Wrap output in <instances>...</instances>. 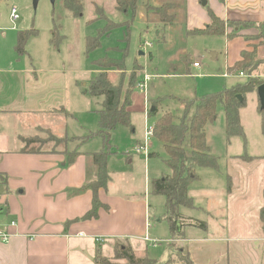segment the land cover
Instances as JSON below:
<instances>
[{
	"label": "rangeland",
	"instance_id": "rangeland-1",
	"mask_svg": "<svg viewBox=\"0 0 264 264\" xmlns=\"http://www.w3.org/2000/svg\"><path fill=\"white\" fill-rule=\"evenodd\" d=\"M203 1L195 6L187 3L184 8L185 0H168L169 12L175 11L179 14L172 23L162 27L153 10L160 7L164 0H138L133 13H124L117 9L115 0H82V15H73L70 11L62 9L58 1L53 6L50 0H39L34 9L32 0H0L1 66L9 64L21 67L23 64H32L36 67H56L61 72L59 85L66 90L68 100L67 104H62L59 108V114L50 116V122L47 118L38 119L25 114L3 116L0 118L2 131L10 132L13 120L18 125L20 122L21 130L25 131L30 127V123L41 119L48 124L53 123L54 128H58L52 129L58 137H63L65 133L70 137L88 136L98 128V115L95 110L99 108L102 98L91 96L84 90L90 76L100 68L98 62L102 59L123 60V65L118 69H109L111 80L114 83L122 82V93L128 87V76L134 66L136 76L133 91L130 92L131 110L133 109L131 125H118L111 132V152L106 159V168L114 183V191L125 195H146L151 206V233L156 237H161L160 234L165 231L169 234L170 230L163 218L165 197L153 194L150 183L152 179L168 174L169 168L165 164V150L155 136L149 138L147 148V153L153 155L148 157V154L136 151L137 144L142 141L144 128L153 126L158 114L164 111L178 115L181 105L177 98L192 99L232 86H243L248 81L247 75H239L229 69L244 46L242 37L227 39L225 35L186 31L185 18L188 25H198L203 20V12L209 7L207 3L203 5ZM12 8L18 15L15 20L11 19ZM53 16L59 18L61 25V39L57 44L52 42L50 33ZM109 21L118 25L112 27L109 33L99 36L100 30L107 29L106 23ZM250 27L257 32L256 26ZM31 28L35 31L28 35L22 52H18L17 32ZM161 29V37H158L157 33ZM89 36L96 37L98 43L93 49L87 48ZM140 50L145 54H138ZM148 53H151V58ZM186 58L190 61L189 65L188 62L185 63ZM194 62H197L199 67H193L191 64ZM188 67L189 73L186 71ZM144 71L155 74L148 82L146 91L149 109L155 101L161 103L158 114L155 115L148 116V112L145 113V96L137 89V83ZM173 71V75H167ZM236 98L242 102L237 110L238 130L229 133L224 108L219 100L215 104L214 118L208 120L204 126L206 144L216 166L196 168L198 179L193 180L188 187L194 209L189 211L192 216H196L191 217L193 220L201 218L207 222V219L210 221V217L216 215L218 221H221L226 219L228 209L234 212L236 202L233 197H226L225 194L228 177L230 182L247 184L248 196L243 201L248 202V214L256 209L257 204L263 205V197H260L258 192L264 178V112L260 110L256 89L242 90L236 94ZM59 121L63 126L61 131ZM45 131L40 128L28 137L48 142L47 139L51 137ZM44 142H37L31 145V148L53 149L51 143ZM66 145L67 150L72 153L77 145V149L96 152L101 149L102 140L99 136L91 135L83 142L72 140ZM58 149L60 152L64 151V148ZM246 156L255 158L248 160ZM228 198L232 201L230 207ZM241 205L239 209L244 212V203ZM182 207L178 209L179 213L184 212ZM171 244L175 249L172 258L176 260L177 255L181 254V248L177 240ZM151 247L153 251L154 248ZM110 261L121 263L115 259Z\"/></svg>",
	"mask_w": 264,
	"mask_h": 264
},
{
	"label": "crops",
	"instance_id": "crops-1",
	"mask_svg": "<svg viewBox=\"0 0 264 264\" xmlns=\"http://www.w3.org/2000/svg\"><path fill=\"white\" fill-rule=\"evenodd\" d=\"M187 3L195 6L201 0H185L184 8ZM206 3L209 7L202 11L204 18L198 25H188L185 18V26H189L186 31L204 27L210 19L209 11L224 20L255 24L264 20V0H206ZM255 33L252 27L239 31L237 36L244 40L242 49L251 42L245 36ZM258 53H263V47L258 48ZM239 57L240 54L234 62ZM1 62L0 118L25 114L47 118L50 122V116L57 114L62 104H67L66 90L59 85L61 72L56 67L1 66ZM186 71L189 73L190 67ZM41 119L30 123L25 131L21 130L19 120V125L13 120L10 132L0 129V224L7 225L10 233L8 241H0V264H95L97 250L104 257L114 259L116 240L129 244L137 256L147 255L161 263L173 256L175 249L171 243L177 240L181 253L193 264H264V226L260 218V209L264 207V178L258 192L263 197V205L257 204L248 214V202L243 201L248 196L247 184L230 182L225 194L236 202L234 212L228 209L226 219L221 221L216 215L211 216L205 222V229L184 225L181 234L165 231L156 237L151 233V206L146 195L114 191L111 179L105 188L98 190V198L107 208H100L97 218L81 219L91 207L92 191H78L94 175L91 152L77 149L78 145L73 153L59 149L22 152L23 137L31 136L40 128L51 132L58 129ZM59 126L61 131V122ZM190 193L189 190L192 197ZM242 203L244 212L239 209ZM182 208L184 218H196L189 211L194 210L193 205ZM11 221L15 224L11 225ZM116 261L123 263L120 259Z\"/></svg>",
	"mask_w": 264,
	"mask_h": 264
},
{
	"label": "trees",
	"instance_id": "trees-1",
	"mask_svg": "<svg viewBox=\"0 0 264 264\" xmlns=\"http://www.w3.org/2000/svg\"><path fill=\"white\" fill-rule=\"evenodd\" d=\"M58 5L65 10L70 11L73 15H82V0H55ZM160 6L154 8L153 12L158 16L159 24L164 27L173 22L179 12H169L170 3L168 0ZM116 8L124 13L134 12L138 0H115ZM168 2V3H167ZM165 4V5H164ZM169 4V5H168ZM175 6V5H173ZM56 12V11H55ZM54 14V11H53ZM209 22L202 28H192L188 32L209 35H225L227 39H232L239 34L243 28L256 26L257 32L254 35L245 36L250 42L240 52V57L234 64L229 67L231 71L242 72L247 75L248 81L243 85L232 86L223 90L209 92L201 95L200 97H193L192 99L177 98L181 105V110L178 115L170 111H164L158 114L161 103L155 101L151 108L148 109V116L158 114L153 124V136H155L161 143L165 150L166 158L165 164L169 168V173L161 177L151 180L150 187L153 194L163 195L165 197L164 204V219L167 221L170 233L172 235L181 234L184 225H195L201 229H205L206 223L200 220H193L191 218H184L179 213L180 206H192V197L188 194L189 184L198 178L196 168L199 166H216L214 157L209 153V148L205 140L204 126L208 120L214 118L216 101H221L226 124L229 133L238 130V116L237 110L241 106L236 98V94L242 90H253L258 85L264 82V20L258 23H251L249 21H232L224 20L212 11H209ZM118 25L112 21L106 23L107 29L100 30L99 36L109 33L110 29ZM59 18L52 17L51 36L52 42L57 44L61 39ZM35 29L19 30L17 32L16 50L22 52L23 44L28 35H31ZM162 29L158 31L157 36L161 37ZM96 37H88V49H93L97 46ZM86 43V44H87ZM263 47V53H258V47ZM186 62L188 58H186ZM100 68L94 72L89 79L85 88V92L91 96L101 97L99 108L95 111L98 115L97 130L91 132L88 136L69 137L63 135L58 137L51 131L45 132L51 138L47 139V143H51V150H44V148L36 147L31 148V145L37 144L40 141L35 137L22 138V152H53L58 148H64L67 151V143L72 140L85 141L91 135L99 136L102 140V147L96 152H91L92 162L95 166L94 176L88 179L78 191L90 189L92 191L91 207L81 217V219L97 218L100 208H107L98 198L99 188H105L110 179L109 173L106 168V159L110 154V139L111 132L118 125L129 127L131 117V94L134 87V80L136 70L132 66L128 76L126 89L122 93V82L114 83L110 76L109 69H118L123 65V60L115 59H102L98 62ZM131 90V91H130ZM262 111V110H261ZM262 131L264 132V114L262 121ZM44 142V144H45ZM63 143V144H61ZM39 145V144H38ZM62 147H57V146ZM41 146V145H39ZM153 153L148 154V157ZM248 160L255 157L246 156ZM230 180L228 177V190ZM262 196L264 197V187L262 189ZM260 218L264 226V207L260 209ZM178 222L180 223L177 226ZM113 258L115 260H122L120 264H173L175 261H180L182 264H193L186 254L177 255V259L173 260L172 256L165 262L161 263L159 260L149 257L147 255L137 256L129 244L116 240L113 245ZM95 264H119L113 263L108 258L104 257L99 250L95 254Z\"/></svg>",
	"mask_w": 264,
	"mask_h": 264
},
{
	"label": "built area",
	"instance_id": "built-area-1",
	"mask_svg": "<svg viewBox=\"0 0 264 264\" xmlns=\"http://www.w3.org/2000/svg\"><path fill=\"white\" fill-rule=\"evenodd\" d=\"M11 19L12 20H15L18 15L15 11L14 8L11 9ZM150 45V43H149ZM199 64L197 62H194L193 63V66H198ZM239 75H244L242 72H239ZM153 77L152 74H149L147 72H143L142 73V78L138 81L137 83V89L144 94L145 96V113L147 114L148 112V98L146 96V91H147V84L148 82L150 81V79ZM148 115V114H147ZM153 136V126H146L144 128V132H143V137H142V141H140L137 146H136V151L138 153H145V154H148L147 153V148H148V141H149V138ZM11 225H14L15 224V221H11L10 222ZM10 237V233L8 231V226L7 225H1L0 224V241H3V242H6L8 241Z\"/></svg>",
	"mask_w": 264,
	"mask_h": 264
},
{
	"label": "water",
	"instance_id": "water-1",
	"mask_svg": "<svg viewBox=\"0 0 264 264\" xmlns=\"http://www.w3.org/2000/svg\"><path fill=\"white\" fill-rule=\"evenodd\" d=\"M38 1L39 0H32V5H33L34 9L36 8ZM50 3L53 5L55 3V0H50ZM202 4L205 5L206 1H203ZM138 54L144 55L145 53L140 50L138 52ZM148 56H149V58H151V53H148ZM256 92H257V96H258V100H259L260 110H262L264 112V82L257 86ZM237 98L239 100H241V97L239 95H237Z\"/></svg>",
	"mask_w": 264,
	"mask_h": 264
}]
</instances>
